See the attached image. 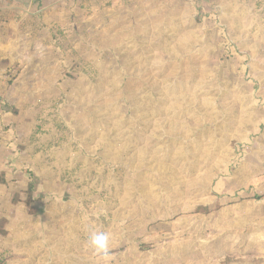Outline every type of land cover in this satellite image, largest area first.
I'll return each instance as SVG.
<instances>
[{
    "label": "rangeland",
    "instance_id": "1",
    "mask_svg": "<svg viewBox=\"0 0 264 264\" xmlns=\"http://www.w3.org/2000/svg\"><path fill=\"white\" fill-rule=\"evenodd\" d=\"M9 4L0 264H264V0Z\"/></svg>",
    "mask_w": 264,
    "mask_h": 264
},
{
    "label": "trees",
    "instance_id": "2",
    "mask_svg": "<svg viewBox=\"0 0 264 264\" xmlns=\"http://www.w3.org/2000/svg\"><path fill=\"white\" fill-rule=\"evenodd\" d=\"M36 1H39V3L42 4V2L44 0H36ZM5 108L7 109V111L9 112H12L14 115H18L19 114V111L16 109V108H12L8 105H5ZM28 173H30V178L32 179L31 182H29V188L27 190V194H28V199L31 200L32 199V196L33 194L37 191L38 189V184L40 183V181L38 180V178L35 177L34 173L28 171ZM0 181L1 182H5V175L3 174L1 177H0ZM200 210L202 211H209V207L208 208H200ZM36 212V209H32L30 210V214L33 215L35 214ZM0 236H3V237H6L8 236V231L6 230V220L5 219H1L0 220Z\"/></svg>",
    "mask_w": 264,
    "mask_h": 264
},
{
    "label": "clouds",
    "instance_id": "3",
    "mask_svg": "<svg viewBox=\"0 0 264 264\" xmlns=\"http://www.w3.org/2000/svg\"><path fill=\"white\" fill-rule=\"evenodd\" d=\"M110 236L105 232H93L89 236V245L95 250L97 254H100L104 259H107L110 248Z\"/></svg>",
    "mask_w": 264,
    "mask_h": 264
},
{
    "label": "crops",
    "instance_id": "4",
    "mask_svg": "<svg viewBox=\"0 0 264 264\" xmlns=\"http://www.w3.org/2000/svg\"><path fill=\"white\" fill-rule=\"evenodd\" d=\"M2 1L5 3L10 2V4L11 3H18V4L20 3V5L23 4L25 6V8H31L33 6V4H34V6H36L35 3L37 2L36 0H0V3H2ZM57 1H59V0H57Z\"/></svg>",
    "mask_w": 264,
    "mask_h": 264
}]
</instances>
